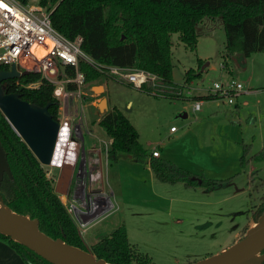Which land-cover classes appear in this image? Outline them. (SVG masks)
<instances>
[{
  "label": "rangeland",
  "instance_id": "1",
  "mask_svg": "<svg viewBox=\"0 0 264 264\" xmlns=\"http://www.w3.org/2000/svg\"><path fill=\"white\" fill-rule=\"evenodd\" d=\"M196 32L194 51L176 34L171 36V79L181 90L179 98L171 97L172 92L165 96L157 88L163 87L158 79L146 84L158 94L107 77L92 81L97 99L93 116L88 115L91 136L107 138L100 125L91 121L98 120L96 106L105 97L108 110L116 108L128 119L147 151L156 147L161 159L209 180L233 178L212 190L169 185L156 180L146 164L121 154L103 164L106 187L115 194L114 211L82 234L86 247L123 226L135 255L149 264H189L229 247L236 234L242 237L251 211L264 197V158L250 160L244 169L239 165L244 144L251 145L249 156L264 147V52L227 57L220 18L204 19ZM199 59L203 61L200 76L185 84V72L195 70ZM19 62L30 66L27 60ZM231 79L244 86L232 104L224 98L202 97L212 93L214 83L226 84ZM98 86H105L102 94ZM196 97L203 98L197 112L193 110ZM171 127L176 131L171 132ZM91 142L96 144L86 136L84 144L88 147ZM45 170L48 178L57 172L51 167ZM73 182L72 178L70 193ZM94 183L100 187L99 179Z\"/></svg>",
  "mask_w": 264,
  "mask_h": 264
},
{
  "label": "trees",
  "instance_id": "2",
  "mask_svg": "<svg viewBox=\"0 0 264 264\" xmlns=\"http://www.w3.org/2000/svg\"><path fill=\"white\" fill-rule=\"evenodd\" d=\"M26 4L29 0H18ZM51 11L53 28L67 39L77 35L83 37L82 50L93 61L102 65L138 68L155 75L157 87L165 96L179 98L181 90L172 83L171 36L176 34L179 41L194 51L197 44V26L204 19L220 18L226 37L227 57L238 53L249 56L264 52V0H38ZM202 60L197 68L184 74V83L190 84L201 74ZM86 81L91 83L105 78L104 75L86 64H81ZM0 69L7 70L6 66ZM39 76L29 72L18 79L26 84L37 81ZM16 79L4 83L7 93H17L28 103L44 107L50 104L48 112L57 118V101L52 87L43 83L34 90L15 84ZM141 90L158 94L155 88L142 85ZM213 99L209 93L204 97ZM199 101L201 98H194ZM99 125L112 138L109 160L118 159L121 154L129 155L131 161L149 164L154 177L161 183L185 188L202 187L212 190L227 184L225 180H208L195 176L165 159L151 157L139 143L138 134L128 119L116 108H110ZM0 143L12 173L10 180L4 174L0 182V196L13 212L37 219L39 230L52 239L60 238L69 245L89 249L97 259L117 264H149L135 255L127 241L123 226L115 227L108 236L86 248L70 215L53 190V182L46 178V170L25 143L16 135L0 112ZM249 144L242 146L239 165L242 169L250 160L264 158V147L249 156ZM249 175L252 182L253 175ZM264 185V183H262ZM264 213V197L250 219L256 221ZM0 240L7 242L22 259L24 264H49L26 247L0 234ZM264 264V261L261 263Z\"/></svg>",
  "mask_w": 264,
  "mask_h": 264
},
{
  "label": "built area",
  "instance_id": "3",
  "mask_svg": "<svg viewBox=\"0 0 264 264\" xmlns=\"http://www.w3.org/2000/svg\"><path fill=\"white\" fill-rule=\"evenodd\" d=\"M50 13L51 11L42 7L38 0H29L26 4H22L18 0H0V66H6L8 70L11 65H14L20 73L26 71L27 73L37 74L39 78L35 82L22 84L18 82L19 78L16 79L15 84L25 89L34 90L43 83L52 87L53 97L58 105L56 118L58 132L54 153H56L57 146L60 145L62 158L65 162H68V158L72 157L75 143H82L85 151L86 136L95 139L96 144L95 142L91 144L92 147L89 150L95 149L98 151V156L91 157L88 160L87 180L90 178L91 183H94L97 179H100L105 184L103 164L104 167L108 164L112 138L107 135L106 139L91 136L88 115L92 117L94 114V101L97 96L92 92L94 85L86 81L85 73L80 68L81 64L90 66L107 78L139 89L144 84L155 82L157 77L138 68L96 63L82 50L83 37L77 35L73 39H67L57 32L52 26ZM38 49L44 51L40 58L36 57L33 51ZM19 59L27 60L30 66H23ZM243 88L244 86L240 82L231 79L226 84L214 83L212 93L209 92V94L213 96V99L224 98L228 104H232L233 96L242 93ZM200 108L201 101L194 100L193 110L197 112ZM99 118L97 121H94V119L91 121L99 124ZM170 131L174 132L176 130L171 127ZM150 155L157 158L159 152L154 149ZM97 159L100 162V171L92 172L90 165L92 163L96 164ZM46 167L60 168L61 165L50 162L49 166ZM46 176H48L47 173ZM81 182L79 181L73 187L72 201L60 195L58 197L61 203L68 200L65 205L66 208L84 227L89 224V220L92 218L80 216L77 210L78 204L85 205V198L78 188ZM105 186L107 185L105 184ZM95 193L101 195V191L96 190L90 193V203L96 209ZM103 193L101 197L108 196V200H110L109 192ZM111 207L104 208L99 212L105 209L110 210Z\"/></svg>",
  "mask_w": 264,
  "mask_h": 264
},
{
  "label": "water",
  "instance_id": "4",
  "mask_svg": "<svg viewBox=\"0 0 264 264\" xmlns=\"http://www.w3.org/2000/svg\"><path fill=\"white\" fill-rule=\"evenodd\" d=\"M25 74H27L26 71L20 73L14 65H11L8 70L0 69V112L38 162L42 166H49L50 162H54L56 154L54 145L58 132V123L48 112L50 104L40 107L22 100L17 93H7L4 90V83ZM97 88L101 90L100 94L104 92L102 86ZM96 108L98 116L102 117L108 110L107 99L102 97ZM185 116L186 114H183V117ZM71 172L69 165L62 166L54 188L56 194L63 197L71 195L72 191L69 192ZM4 174L10 180L13 179L0 143V182ZM92 206L93 204L90 203L89 205L78 204L77 207L80 216L92 218L89 223L107 212L105 209L98 213ZM252 223L245 230L244 235L229 247L189 264H261L264 261V213ZM38 224L35 218L31 219L13 212L0 196V234L26 247L49 264H117L97 259L89 249L84 250L69 245L60 238L48 237L39 230Z\"/></svg>",
  "mask_w": 264,
  "mask_h": 264
},
{
  "label": "flooded vegetation",
  "instance_id": "5",
  "mask_svg": "<svg viewBox=\"0 0 264 264\" xmlns=\"http://www.w3.org/2000/svg\"><path fill=\"white\" fill-rule=\"evenodd\" d=\"M111 146H112V144H111ZM83 148H84V146H83L82 143H80V142L75 143L74 146H73L72 157L70 159L68 158V162H65L64 159L62 158V161L63 162L60 163L61 167L60 168H55V169H57V172L54 175V178L53 177L48 178V176H46V178L49 179V180H51L53 182V190H54V188L56 186V183H57V180H58V175L60 173V170H61L62 166L63 165H69L71 167V171H72L71 172V175L72 176H71L70 183L72 181V178H73V181H74L73 182V186H75L76 183L78 184L79 181H82L81 182V185H78L79 186L78 188H79V190L81 192V195H83L84 198H85V205H89L90 204V196L91 195H90V193H88L86 191V186H87V183H88L86 171L89 169L88 168L89 162H88L87 154L83 150ZM88 154H90L91 157H97L98 156V151L97 152L96 151L95 152H90ZM43 167H46V166H43ZM90 168H91L90 170L92 172H99L100 171V162H99V160L97 159L96 164L95 163H92L90 165ZM76 177H77V180H76ZM95 194L96 195H95V200L94 201H95V203L97 205V208L95 210H96V212H99L102 209L106 208L105 199L102 198L101 195H98L97 193H95ZM88 195H89V197H88ZM57 196H59V195L57 194ZM67 197L68 196H66V198ZM63 206L65 207L66 211L68 212V214L70 215L72 221L74 222V224H75V226L77 228V231H78V233H79V235L81 237V240H82V234L85 232L86 227L89 226V225H91V223L86 224V226L82 227L79 224V221L77 220V218H75L74 215L69 212V210L66 208L65 205H63ZM79 226H81V227H79ZM83 244H84V242H83ZM84 246L86 247L85 244H84ZM86 248H90V247L87 246Z\"/></svg>",
  "mask_w": 264,
  "mask_h": 264
},
{
  "label": "crops",
  "instance_id": "6",
  "mask_svg": "<svg viewBox=\"0 0 264 264\" xmlns=\"http://www.w3.org/2000/svg\"><path fill=\"white\" fill-rule=\"evenodd\" d=\"M104 90H105V86H104ZM206 96V95H205ZM205 96H202L203 98L205 97ZM197 98H200V97H197ZM108 102V101H107ZM91 144H94V142H91ZM90 147H92V145H90V146H88L87 147V145L85 146V152H86V154H87V158H88V160H90V158H91V155L90 154H88V153H90V152H95L96 150L95 149H91V150H89L90 149ZM154 149H156V147H153L151 150H149L148 152H149V154L151 153V151L152 150H154ZM157 150V149H156ZM97 152V151H96ZM157 158H159V159H161V153H159V157H157ZM131 160V159H130ZM147 165V170L149 171V172H151L152 173V175L154 176V174H153V172H152V170H151V168H150V166H149V164H146ZM193 174V173H192ZM195 176H203L204 177V175L203 174H201V173H196V174H194ZM205 178V177H204ZM156 179V178H155ZM157 180V179H156ZM209 180V179H208ZM96 184L95 183H91V181H90V178L88 179V183H87V186H86V191L88 192V193H91L93 190H99V191H101V196H102V194H104L103 192H105V193H108L109 192V199L110 200H108V196L107 197H104V199H105V204H106V208L107 207H111V209L109 210V209H107V212L102 216V217H100V218H98V219H96L95 221H93V222H91V225H89V226H87L86 227V229H85V232L86 231H89V230H91L93 227H94V225H96V223L99 221H101V220H103V219H105V218H108L111 214H112V212L114 211V209H113V205H114V200H113V195H115L112 191H109L108 189H107V187L105 186V184H103L102 182H101V180L99 179V186L100 187H98L97 185L95 186ZM197 188V187H196ZM198 188H200V187H198ZM202 188V187H201ZM72 191H73V189H72ZM66 199H68L69 201H72V199H71V197L69 196L68 198H66ZM67 200V201H68ZM66 200L65 201H63V204L64 205H66V202H67ZM98 222V223H99ZM97 223V224H98ZM253 223H252V220L251 219H249L248 220V223H247V225H246V227L248 226H250V225H252ZM79 227H81V226H79ZM245 227V230L248 228H246ZM241 234L240 233H238V234H236V236L234 237V239H233V241H232V243H234V242H236L237 240H239L240 238H241V236H240ZM243 235V234H242ZM231 243V244H232ZM0 264H24V262L22 261V259L20 258V256L13 250V249H11L10 248V246L7 244V242H5V241H3V240H0Z\"/></svg>",
  "mask_w": 264,
  "mask_h": 264
},
{
  "label": "bare ground",
  "instance_id": "7",
  "mask_svg": "<svg viewBox=\"0 0 264 264\" xmlns=\"http://www.w3.org/2000/svg\"><path fill=\"white\" fill-rule=\"evenodd\" d=\"M36 57L40 58L43 54H44V51L42 49H38V50H33ZM61 144V143H60ZM61 146L58 145L57 146V150H56V154H55V158L53 159L55 165L58 164L60 165V163H62V154H61Z\"/></svg>",
  "mask_w": 264,
  "mask_h": 264
}]
</instances>
